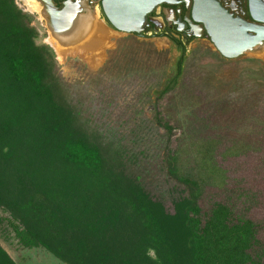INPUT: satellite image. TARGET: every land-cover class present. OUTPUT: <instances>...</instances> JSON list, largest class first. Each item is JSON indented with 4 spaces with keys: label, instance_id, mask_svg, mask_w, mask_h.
I'll use <instances>...</instances> for the list:
<instances>
[{
    "label": "trees",
    "instance_id": "trees-1",
    "mask_svg": "<svg viewBox=\"0 0 264 264\" xmlns=\"http://www.w3.org/2000/svg\"><path fill=\"white\" fill-rule=\"evenodd\" d=\"M32 20L16 0H0V264H18L12 252L26 249L63 264H264V221L250 216L257 195L223 169L254 157L264 167V63L250 59L257 66L219 99L193 94L177 142L165 101L190 81L187 46L173 37L181 56L144 93L152 116L135 123L160 135L157 178L154 159L141 162L148 143L130 154L116 131L123 125L107 132L94 122V96L63 78ZM223 111L248 124L232 129L218 120ZM158 179L174 185L173 214L147 190Z\"/></svg>",
    "mask_w": 264,
    "mask_h": 264
},
{
    "label": "rangeland",
    "instance_id": "rangeland-1",
    "mask_svg": "<svg viewBox=\"0 0 264 264\" xmlns=\"http://www.w3.org/2000/svg\"><path fill=\"white\" fill-rule=\"evenodd\" d=\"M16 4L20 9H23L20 0H16ZM39 34L38 44L46 43L48 37L40 26ZM90 42L88 45L90 54L88 53L89 57L84 59L85 61L65 60L66 54L64 53L63 56L59 54L56 61L61 75L72 86H77L78 83L87 85L86 90L91 96H94L92 107L94 108L95 123L102 125L104 129L107 128V130L105 129L107 132L111 129L110 126L123 125L120 129L116 128V131L123 144L125 143L128 147L130 154H138V151L143 150L142 147L148 143L149 149L147 152H142L141 162L145 159L147 163L154 159V165L151 166L152 174L156 173L157 178L158 175L163 177L160 168L155 167V164H160L157 157L159 151L153 148L156 137L160 135L149 134L148 130L144 128L145 126L137 128L135 123L139 120H143V123L150 115L152 116L149 109L153 105V99L145 97L144 93L152 84H155L156 76L162 77L170 74L181 53L165 39L147 40L124 33L106 32L104 28H100L97 35L92 36ZM106 49H108L107 57L104 52ZM188 56L184 72L190 81L188 88L182 90L180 85L176 89L177 92L170 95L165 101V104H168V111H170V124L178 129L174 133L178 137L177 142L182 141L183 132L186 131L185 126H188V124L185 125L186 114L184 111L193 94L198 96L210 91V98L214 99L229 94L234 90L235 81L241 74L245 70L254 69L257 66L251 63L250 59L264 63V47L249 52L239 59L227 60L216 51L209 39L196 40L191 44ZM119 74H121V78L124 75L129 76L120 80ZM139 75L143 78L138 79ZM206 77H211V79L208 80ZM114 82L121 83L122 86H116ZM194 106L198 109L205 107H202L200 103H194ZM141 107L145 109L144 114L135 118L133 109ZM146 113L149 116H146ZM201 116L205 117V113H202ZM244 118L234 121V115L223 111L218 120L228 122L232 129L237 130L243 127L244 123L246 125L247 120L245 121ZM223 134L226 135L224 136L225 140L232 141L235 137H241V134L231 131H224ZM203 135L204 133L192 136L202 138ZM141 168L145 170V167ZM223 169L227 171L229 177L243 179L244 189L257 195L254 197L255 200L251 197L250 200L254 206L251 214H247L257 221H264V167L260 159L258 157L230 159L225 162ZM134 172L136 173V168ZM158 181L161 182L159 186L149 185L147 190L153 197L164 199L167 210L173 214L172 197L173 195L177 196L176 190L172 189L174 185H172L173 183L165 184L161 179ZM218 195L220 196V192ZM246 210L250 211V208ZM7 234L11 235L10 232ZM12 255L18 264H63L42 249H26L21 253L12 252Z\"/></svg>",
    "mask_w": 264,
    "mask_h": 264
},
{
    "label": "flooded vegetation",
    "instance_id": "flooded-vegetation-1",
    "mask_svg": "<svg viewBox=\"0 0 264 264\" xmlns=\"http://www.w3.org/2000/svg\"><path fill=\"white\" fill-rule=\"evenodd\" d=\"M218 1L233 15L248 22H253L249 11L251 3L264 2V0ZM20 2L23 8L21 10L33 19L32 25L38 31L39 26L44 30L48 37L44 44L53 50L56 60L59 54L63 56L64 53L65 60H86L90 50L88 45L92 36L97 35L98 28L120 34L112 28L105 15L104 0H20ZM190 10L186 0H179V4L173 6L162 4L148 16L142 33L129 35L147 40L165 39L176 47L174 37L187 46L188 52L194 41L209 39L206 32L202 37L195 36L189 22ZM91 26L95 27L96 31ZM69 51L73 53H68ZM104 52L107 57L108 49Z\"/></svg>",
    "mask_w": 264,
    "mask_h": 264
},
{
    "label": "water",
    "instance_id": "water-1",
    "mask_svg": "<svg viewBox=\"0 0 264 264\" xmlns=\"http://www.w3.org/2000/svg\"><path fill=\"white\" fill-rule=\"evenodd\" d=\"M186 1L191 8L189 22L195 36L202 37L206 32L224 59L236 60L264 47V2L251 3L249 11L253 22H248L233 15L218 0ZM162 4L173 6L179 4V0H104L103 7L115 31L140 34L148 16Z\"/></svg>",
    "mask_w": 264,
    "mask_h": 264
},
{
    "label": "bare ground",
    "instance_id": "bare-ground-1",
    "mask_svg": "<svg viewBox=\"0 0 264 264\" xmlns=\"http://www.w3.org/2000/svg\"><path fill=\"white\" fill-rule=\"evenodd\" d=\"M91 27H93V26H91ZM93 29L96 31V28H95V27H93ZM93 29H92V30H93ZM98 29H99V28H98ZM98 29H97V32H99V30H98ZM97 32H96V33H97Z\"/></svg>",
    "mask_w": 264,
    "mask_h": 264
},
{
    "label": "crops",
    "instance_id": "crops-1",
    "mask_svg": "<svg viewBox=\"0 0 264 264\" xmlns=\"http://www.w3.org/2000/svg\"><path fill=\"white\" fill-rule=\"evenodd\" d=\"M110 32V31H109Z\"/></svg>",
    "mask_w": 264,
    "mask_h": 264
}]
</instances>
